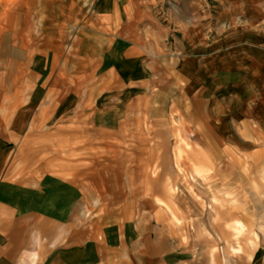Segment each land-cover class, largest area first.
<instances>
[{"label":"crops","instance_id":"0c3cea01","mask_svg":"<svg viewBox=\"0 0 264 264\" xmlns=\"http://www.w3.org/2000/svg\"><path fill=\"white\" fill-rule=\"evenodd\" d=\"M162 1L94 0L67 45H54L45 30L43 46L22 47L20 30L0 23V66H8L0 74L18 106L14 133L41 137L49 119L62 120L48 127L61 134L75 117L82 130L116 132L129 115L176 112L210 171L208 183L197 178L199 194H231L242 208L221 213L225 223L215 222L218 213L200 214L184 237L142 211L109 210L86 231L75 226L81 186L49 172L11 180L13 152L0 137V264H264V0H217L215 27L209 10L161 21L171 14ZM30 120L32 133L23 127ZM19 151L34 162L28 145ZM237 222L259 236L243 252L233 238Z\"/></svg>","mask_w":264,"mask_h":264},{"label":"rangeland","instance_id":"374dc122","mask_svg":"<svg viewBox=\"0 0 264 264\" xmlns=\"http://www.w3.org/2000/svg\"><path fill=\"white\" fill-rule=\"evenodd\" d=\"M93 2L0 0V23L3 29L13 26L20 30L21 45L24 42L26 46L33 43L43 46L47 37L45 30L47 35L51 33L54 45L61 40L67 45L79 27L86 24ZM160 3L161 7L171 10L170 15L161 17L164 22H168L170 16L176 22L194 16L200 18L208 10L213 27L219 18L214 7L218 4L217 0H163ZM209 32L213 36L219 35L218 29L209 28ZM28 58L23 65V75L24 71L28 75L31 67ZM0 68L1 73L8 66L1 65ZM10 85L0 74V137L6 140L9 150L13 152L7 165V176L17 181L32 175L40 177L49 172L79 184L84 198L75 219L78 228L87 231L97 216L109 210L129 212L132 216L142 211L176 232L180 231L178 234L183 236L187 227L192 225L196 229V225L200 224L195 222V217L200 214L205 218L206 213H218L215 222L225 223L221 213L231 214V211L242 208L241 204L240 208L235 205V198L231 194L211 201L199 194L197 178L201 176L203 182L208 183L210 171L203 168L205 162L187 141L186 131L183 124L179 123L176 112L167 118H151L147 111L129 115L125 127L106 133L83 131L82 121L75 117L64 133L50 134L48 127L59 126L62 120L56 123L46 119L41 125L44 128L41 137L31 134L23 138L14 133L11 121L18 106L13 104L15 91ZM161 103L158 102V109L162 107ZM42 110L48 111V107ZM23 124L32 133L34 121H25ZM22 145L30 147L33 163L31 159V164L20 159L22 152L19 148ZM232 227L226 225L227 229ZM236 227L238 234L233 238L241 246V251L251 245L254 247L255 237L259 241V236L252 235L251 238L245 235L242 222H237ZM80 238L85 239L84 235ZM66 241L69 242L67 238ZM183 241L186 242V239Z\"/></svg>","mask_w":264,"mask_h":264}]
</instances>
